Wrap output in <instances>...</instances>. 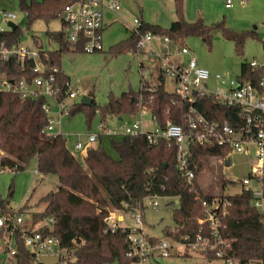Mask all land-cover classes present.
Listing matches in <instances>:
<instances>
[{
    "label": "trees",
    "instance_id": "obj_1",
    "mask_svg": "<svg viewBox=\"0 0 264 264\" xmlns=\"http://www.w3.org/2000/svg\"><path fill=\"white\" fill-rule=\"evenodd\" d=\"M75 0H44L30 4L21 0V9L28 18V28L38 20H59L61 30L50 35L51 40L59 43L55 51H44L39 44L41 59L51 67H57L65 52H81L73 49L65 40L63 31V12ZM184 0H174L176 20L168 28L141 22L142 35L151 33L169 37L183 45L186 39L199 38L209 51L217 33L234 45L238 57L243 56L246 41L259 38L256 31L235 32L225 22L206 24L199 19L188 23L184 18ZM23 33L18 26L14 31L0 33V46L19 45ZM138 36H131L124 51L136 54ZM264 46V38L261 39ZM123 47V48H124ZM4 76L19 80L31 78L30 66L21 68L15 63L2 64ZM58 77L65 83L70 78L61 70ZM241 80H247L261 87L264 82V67L251 68L247 61L240 66ZM143 84V80H142ZM144 88L135 93H123L119 98L111 97L102 108V116L114 115L136 117L142 107H146L156 117L158 125L168 123L184 125L186 104L174 93L165 90V79L158 71ZM152 88L153 93L148 90ZM44 99L22 100L14 94L0 92V169L13 172L24 171L30 162L37 160V172L42 176L54 175L58 178L59 189L49 193L41 200L46 205L41 214H34L33 222L45 218L55 220L51 235L61 241V246L69 256L68 264H131L126 256L128 245L126 231L118 229L111 232L104 219L109 211L122 214L138 209L144 214V201L147 197L174 198L178 200L175 211L176 227L165 232L166 237L179 239L185 235L198 234V221L204 217L203 201H212L202 193L196 179L204 169L203 160L226 158L230 150L218 146L197 145L190 150L191 166L195 173L193 185L189 186L178 168L177 151L173 144L160 141L149 144L145 137L122 138L114 141L112 147L119 157L113 158L102 146L92 147L84 155L82 165L67 147L63 136L48 135L45 131L47 116L42 109ZM197 109L209 120H229L235 127L241 116L240 109L222 106L214 99H204L196 104ZM78 111L93 113L94 101L90 106L77 103L71 116ZM200 200H196V196ZM214 197V198H224ZM231 207L223 218V235L233 244V255L238 264H264V224L262 215L254 208L252 196L241 194L229 197ZM5 215V206L1 203ZM14 214V213H13ZM3 234L0 231V240ZM16 264H32V256L24 248L21 237H17Z\"/></svg>",
    "mask_w": 264,
    "mask_h": 264
},
{
    "label": "built area",
    "instance_id": "obj_2",
    "mask_svg": "<svg viewBox=\"0 0 264 264\" xmlns=\"http://www.w3.org/2000/svg\"><path fill=\"white\" fill-rule=\"evenodd\" d=\"M231 0L227 7L230 8ZM123 0H75L67 5L63 12V31L65 40L73 49L83 53L103 52L104 10L117 15L125 24L131 35L138 36L136 54H148L151 64H157L160 74L175 84L174 95L187 106L184 125L168 123L160 127L155 116L142 107L135 119L123 122L118 118L119 126L110 128L107 123L101 125V133L91 134L86 143L81 141L75 144V150L87 152L94 147V143L107 136L137 138L143 136L149 144L156 145L160 141L173 144L177 151L178 168L189 186L193 185L195 173L191 166L190 150L197 145L218 146L230 150L226 158L220 163H230L234 153L241 152L252 158L249 173L239 181L241 194H250L252 204L262 215L264 224V87L255 86L247 80L224 79L221 74L212 77L211 72L199 65L197 58L184 43L174 42L169 37L142 35L139 27L141 21L134 18L127 20L122 15ZM3 24L0 33L11 31L8 23L16 24L18 16L14 13H2ZM157 41V47L153 45ZM15 63L25 68L30 66L31 78L13 79L4 76L2 64ZM251 68L264 67V57L261 62L248 61ZM141 71L145 68L140 62ZM154 69L148 68V74L142 76L143 86L153 79ZM60 70L51 67L41 59L40 51L32 50L19 45L11 47L0 46V92L14 94L22 100L44 99L42 109L47 116L45 131L48 135L62 136V120L69 118L71 110L77 102V92L70 89V82H66L64 92L62 82L58 77ZM222 84V87L213 89V84ZM153 93L152 88L148 89ZM204 99H214L222 106L240 109L241 116L235 127L229 120L218 121L207 119L196 107ZM149 115V127L143 117ZM230 165V164H229ZM237 196V195H236ZM158 196L147 197L145 200H157ZM196 200H200L197 195ZM146 210L145 203L143 204ZM203 215L198 223L200 229L193 236L185 235L179 239L167 237L170 241L157 239L151 236L145 226L144 214L135 209L122 214L119 211H109L104 222L111 232L118 229L126 231L128 250L126 256L131 264H153L157 259H168L177 248L189 249L210 260L221 261L224 264H238L233 255L232 241L223 235L224 223L228 209L231 207L229 197L213 198L212 201H203ZM151 207L157 210L159 203L153 201ZM129 217L133 227H121L118 222ZM55 228L53 218H45L38 222L30 220L26 225L23 215L5 214L0 216V231L3 239L0 240V255L4 258L1 264H16L17 237H21L24 248L32 256V264H44L43 259L54 257L56 264H68L69 256L61 246V241L51 235Z\"/></svg>",
    "mask_w": 264,
    "mask_h": 264
},
{
    "label": "rangeland",
    "instance_id": "obj_3",
    "mask_svg": "<svg viewBox=\"0 0 264 264\" xmlns=\"http://www.w3.org/2000/svg\"><path fill=\"white\" fill-rule=\"evenodd\" d=\"M33 0H26L30 4ZM43 3L44 0H35ZM141 10L146 23H150V15L156 17V6L144 0H123L122 15L129 21L135 17L141 18ZM14 13L18 16L16 23L20 27L23 36L19 43L20 47L32 50H40L39 44L44 51H55L59 43L50 38L52 33L61 30L59 20H38L28 28V18L21 9V0H0V26H4L2 13ZM252 17H258L259 11L255 9ZM263 15L258 17V22L251 25L248 30L235 31H256L259 38H249L246 41L242 57H238L232 42L226 40L220 33H217L209 48L199 38L191 37L186 39V45L194 52L197 61L200 59L209 60L212 66V77L221 74L224 79H237L240 76V66L243 61L256 60L261 62L264 57V46L261 39L264 38ZM151 24V23H150ZM240 24H236L239 26ZM164 27V26H163ZM131 32L126 29L122 20L114 14L113 22L105 27L103 32V52L83 53L65 52L61 55L59 68L70 78V89L78 93L75 101L82 103L84 96H91L96 111L88 113L85 111L76 112L71 118L62 120L61 133L67 142V147L76 159L85 166V152L75 150V144L79 141L86 143L91 134L101 133V125L107 123L110 128L118 127V117L114 115L102 116V108L110 101L111 97L119 98L123 93H137L142 86V76L148 74V68L157 70V64H151L148 54H132L124 51L125 45L131 38ZM157 41H153L155 47ZM124 47V48H123ZM225 53V54H224ZM198 61V62H199ZM140 62L145 68L141 71ZM206 68V67H204ZM207 69V68H206ZM222 84H213V89L222 87ZM264 87V82H263ZM175 84L170 77H165V90L169 93L175 92ZM138 118V116H136ZM135 117L124 116L123 122H132ZM145 123L149 122V115L143 117ZM147 125V124H146ZM120 137L113 138L114 141ZM94 143V147L102 146L113 158L119 157L112 147V139L103 137ZM221 159V158H220ZM220 159L203 160L204 171L197 175V183L202 193L209 197H233L241 191L238 181L249 173L252 158L245 153H234L230 158V165L225 162L221 164ZM58 178L54 175L42 176L37 172V160L34 158L24 171L13 172L12 170L0 169V213L1 203L5 206V214L23 215L26 225L34 214H41L45 211L46 205L41 203L49 193L59 189ZM157 201L159 207L152 209L151 203ZM144 211L145 226L147 232L161 240L170 241L165 232L176 227L175 211L178 209V200L174 198H158L157 200H145ZM121 227H133L129 217L125 221L118 222ZM4 257L0 255V264ZM44 264H56L54 257L44 258ZM117 264V263H105ZM153 264H224L221 261L210 260L207 257L189 249L177 248L168 259H157Z\"/></svg>",
    "mask_w": 264,
    "mask_h": 264
},
{
    "label": "crops",
    "instance_id": "obj_4",
    "mask_svg": "<svg viewBox=\"0 0 264 264\" xmlns=\"http://www.w3.org/2000/svg\"><path fill=\"white\" fill-rule=\"evenodd\" d=\"M144 1L156 6V17L153 18L150 15L149 22L151 24L158 25L162 28H168L172 24V22L176 20V16L174 13V0ZM227 3L228 0H184V18L188 23H193L201 19L208 25L224 21L225 24H227L230 28L238 31L248 30L251 25L258 22V17H260L261 15H263L262 20L264 19V0H231L230 8L227 7ZM255 9H258L259 16H250ZM140 12L141 18L139 19L141 22H145L143 10H141ZM104 16L105 30V27L107 25H109L110 23L112 24L114 14L105 9ZM236 24L240 25L236 26ZM191 52L194 55V52L192 50ZM198 63L201 67H206L207 69L212 70V66L209 60L200 59ZM147 126L149 127V122H147Z\"/></svg>",
    "mask_w": 264,
    "mask_h": 264
},
{
    "label": "water",
    "instance_id": "obj_5",
    "mask_svg": "<svg viewBox=\"0 0 264 264\" xmlns=\"http://www.w3.org/2000/svg\"><path fill=\"white\" fill-rule=\"evenodd\" d=\"M8 26L11 28V31H14L18 28V25L13 23V22H10L8 23ZM93 102V99L91 96H84L82 98V103L85 105V106H90ZM230 163L228 162L227 165H229Z\"/></svg>",
    "mask_w": 264,
    "mask_h": 264
}]
</instances>
